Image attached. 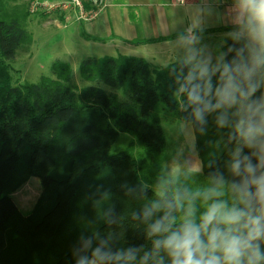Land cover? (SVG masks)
I'll return each mask as SVG.
<instances>
[{
    "label": "trees",
    "instance_id": "1",
    "mask_svg": "<svg viewBox=\"0 0 264 264\" xmlns=\"http://www.w3.org/2000/svg\"><path fill=\"white\" fill-rule=\"evenodd\" d=\"M18 17L0 10V264H75L81 235L111 234L113 247L151 248L145 223L133 213L155 199L158 181L175 176L163 166L164 113L181 121L185 115L168 74L174 62L157 66L120 54L81 63L82 77L126 93L121 99L99 85L78 89L73 69L60 60L55 76L20 82L11 62L31 36ZM216 115L207 117L203 134L191 123L202 172L199 182L189 175V186L225 171L232 145ZM121 133L135 136L142 153L115 150ZM34 176L41 193L25 213L13 194Z\"/></svg>",
    "mask_w": 264,
    "mask_h": 264
},
{
    "label": "clouds",
    "instance_id": "2",
    "mask_svg": "<svg viewBox=\"0 0 264 264\" xmlns=\"http://www.w3.org/2000/svg\"><path fill=\"white\" fill-rule=\"evenodd\" d=\"M199 13L176 33L167 69L185 122L203 134L216 113L217 127L229 130L225 171L202 186H189L187 174L158 181L155 199L133 213L151 248L81 235L75 264H264V0H201ZM211 17L230 25L231 43L215 55L201 43Z\"/></svg>",
    "mask_w": 264,
    "mask_h": 264
},
{
    "label": "rangeland",
    "instance_id": "3",
    "mask_svg": "<svg viewBox=\"0 0 264 264\" xmlns=\"http://www.w3.org/2000/svg\"><path fill=\"white\" fill-rule=\"evenodd\" d=\"M28 6L20 4L18 0L16 2L15 0H0V10H4L5 14L12 16L17 14L31 36V40L20 47L11 62L16 71L15 77L20 82H38L42 76H55L53 63L56 60H60L68 63L73 69L72 82L78 89L90 85H99L107 91L116 92L119 99L126 96V93L117 92V90L102 81H90L82 77L81 63L91 57L116 56L120 54L147 56L149 58L150 53L148 50L143 49L142 46L124 45L120 39H115L114 42L108 44L112 46L105 48L102 44L101 46L100 44H95L97 42L82 39L80 34L81 26L76 22L71 24L73 20H67L66 22L59 20V24H46V20L42 15L28 12ZM29 13L30 15H28ZM32 15H37L35 23L30 18ZM114 43H118V45ZM201 43L206 47L207 51L215 55L218 50L224 49V33L218 34L217 32L214 36H205ZM156 62L165 63L159 57ZM164 117L163 122L167 134V148L163 159L165 170L171 175L194 174L195 177H192L191 180L199 182L202 163L192 124L181 121L171 114L164 113ZM181 126L185 129L183 133L178 130ZM128 146L131 148L133 155L142 153L141 146L135 136L121 133L114 145V149L122 150ZM196 168L199 171L193 173L192 169ZM40 193V179L34 176L13 194V199L23 212L28 213L32 210Z\"/></svg>",
    "mask_w": 264,
    "mask_h": 264
},
{
    "label": "crops",
    "instance_id": "4",
    "mask_svg": "<svg viewBox=\"0 0 264 264\" xmlns=\"http://www.w3.org/2000/svg\"><path fill=\"white\" fill-rule=\"evenodd\" d=\"M20 4L29 5L30 0H18ZM16 2V0H15ZM107 7L101 15L90 22L73 19V23L81 26V38L95 44H101L108 48L110 42L120 39L124 45L142 46L150 53L149 58L144 57L155 65H168L175 62L176 49L172 44L177 32L183 31L190 24L195 25L199 16L201 0H188L185 4L175 0H106ZM215 0H209L213 4ZM221 10L223 6L221 5ZM29 12V6H28ZM46 20L45 23H57L59 20L66 22L65 17L58 14L39 13ZM37 15H32V21H36ZM46 15V16H45ZM218 22L216 17L206 18L205 36L226 34L230 30L219 27H230L229 24ZM68 27V26H67ZM118 45V43H114ZM203 45V44H202ZM159 58L165 63H157Z\"/></svg>",
    "mask_w": 264,
    "mask_h": 264
},
{
    "label": "built area",
    "instance_id": "5",
    "mask_svg": "<svg viewBox=\"0 0 264 264\" xmlns=\"http://www.w3.org/2000/svg\"><path fill=\"white\" fill-rule=\"evenodd\" d=\"M185 4L188 0H175ZM107 7L106 0H30L29 12L31 14L62 15L65 20L76 19L90 22L97 19Z\"/></svg>",
    "mask_w": 264,
    "mask_h": 264
}]
</instances>
